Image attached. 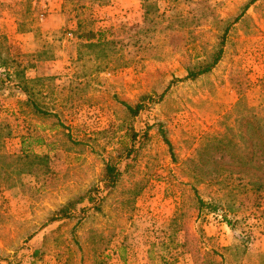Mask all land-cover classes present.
<instances>
[{
    "label": "rangeland",
    "instance_id": "obj_1",
    "mask_svg": "<svg viewBox=\"0 0 264 264\" xmlns=\"http://www.w3.org/2000/svg\"><path fill=\"white\" fill-rule=\"evenodd\" d=\"M250 1L0 0V47L37 80L29 99L0 68V151L49 157L33 171L0 158V264H263L264 196L237 205L187 162L237 104L264 109V0L232 22ZM228 25L218 63L186 78ZM89 31L111 43L87 47ZM109 161L120 176L105 187Z\"/></svg>",
    "mask_w": 264,
    "mask_h": 264
},
{
    "label": "trees",
    "instance_id": "obj_2",
    "mask_svg": "<svg viewBox=\"0 0 264 264\" xmlns=\"http://www.w3.org/2000/svg\"><path fill=\"white\" fill-rule=\"evenodd\" d=\"M255 0H251L246 3L243 10L233 19L232 22H236L243 15L245 9L249 7ZM155 5V4H153ZM151 5H145L144 10V32H151L153 25ZM229 30V25L224 29V34L218 44V48L213 52L212 57L205 64H200L197 68H192L187 71L186 78L196 79L197 77L206 74L212 70V68L218 63L223 52L225 34ZM97 33L89 31L85 34L80 33L79 37L85 38V45L87 47L102 46L111 42L106 41L103 36H96ZM97 37V38H96ZM96 38V39H94ZM13 55H9L7 48L2 50L0 47V68L7 69L12 68L13 75L7 74V77L16 80V87L27 96L32 95L33 88L31 83L34 84L37 80L26 78L24 75L25 67H22L17 62ZM164 94H160V97ZM28 100H26L27 102ZM25 102V103H26ZM129 115L134 117L143 108L142 104H136L134 107L124 104ZM34 109L40 114H49L44 112L41 108L34 103ZM221 130L212 133H206L201 141L199 147L194 151L191 158L187 160L192 167L191 172L193 177H202L199 181H211L216 184L220 190L226 191L230 196L237 200V205L245 204V201L250 203L251 208L259 209L261 206V200L264 196V109L260 108H245L241 104H237L234 108V114L227 112L220 122ZM157 127L164 142L168 146L172 153V145L167 137L166 130L161 122H157L152 125ZM131 131V144L130 148L126 149V156L131 155L134 150V141L136 134L130 127ZM0 133V139L3 135H9ZM134 139V140H133ZM1 147V144H0ZM215 154L226 155L229 161L223 162L213 158ZM0 158H12L19 161H28L30 166L26 170L20 168L19 171H33V169H43L48 161L47 154H23L20 156L7 155L0 151ZM35 167V168H34ZM2 171V170H1ZM120 176V170L117 168L115 162H107L104 169V186L112 187ZM205 178V179H204ZM8 186L13 183L8 182ZM194 191L198 193L196 188ZM200 206L206 205L198 197ZM233 205L236 202L233 201ZM59 217L68 216V212L65 208L58 210ZM192 252V251H191ZM209 252L204 253L202 256L198 252L193 253V264H221L210 257ZM264 260V253L260 254ZM264 264V261H263Z\"/></svg>",
    "mask_w": 264,
    "mask_h": 264
},
{
    "label": "crops",
    "instance_id": "obj_3",
    "mask_svg": "<svg viewBox=\"0 0 264 264\" xmlns=\"http://www.w3.org/2000/svg\"><path fill=\"white\" fill-rule=\"evenodd\" d=\"M49 17H50V18L54 17V14H52V15H49ZM50 18H49V19H50Z\"/></svg>",
    "mask_w": 264,
    "mask_h": 264
}]
</instances>
